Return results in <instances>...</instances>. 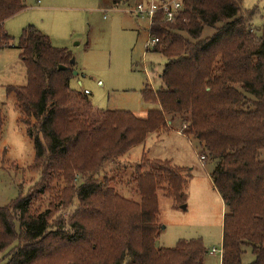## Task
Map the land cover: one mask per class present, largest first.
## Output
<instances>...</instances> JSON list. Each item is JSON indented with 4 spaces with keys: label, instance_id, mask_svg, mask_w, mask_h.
Masks as SVG:
<instances>
[{
    "label": "trees",
    "instance_id": "trees-1",
    "mask_svg": "<svg viewBox=\"0 0 264 264\" xmlns=\"http://www.w3.org/2000/svg\"><path fill=\"white\" fill-rule=\"evenodd\" d=\"M181 1L175 21L159 13L150 26L149 35L159 42L147 50L161 53L165 63L160 88L154 93L146 84L142 90L146 101L159 106L139 117L93 108L89 93L71 89L73 54L35 25L24 27L14 45L4 23L26 4L0 0V50L18 48L26 67V83L6 91L15 96L19 122L34 144L29 168L40 173L29 195L0 207V253L17 241L6 264H55L64 257L63 264H204L201 239L156 245L164 228L160 198L182 208L191 169L142 153L134 165L124 164H130L126 182V170L105 173L107 164L120 165L149 135L169 131L168 121L177 116L185 134L198 141L200 156L216 161L212 179L227 207L221 264H246L247 249L255 255L247 264H264V24L254 26L256 8L244 9V0ZM207 27L213 34L204 35ZM4 125L0 105V139ZM63 183V194H70L64 200L80 201L68 229L52 220L49 208L31 210L36 194ZM120 184L134 197L118 192Z\"/></svg>",
    "mask_w": 264,
    "mask_h": 264
},
{
    "label": "rangeland",
    "instance_id": "rangeland-1",
    "mask_svg": "<svg viewBox=\"0 0 264 264\" xmlns=\"http://www.w3.org/2000/svg\"><path fill=\"white\" fill-rule=\"evenodd\" d=\"M105 1L26 0L28 7L7 20L6 30L14 38L13 44L17 45L23 28L33 24L50 37L54 46L70 50L75 58L74 71L78 72L73 74L70 87L74 91L89 93L93 108L128 110L145 117L149 110L159 105L146 101L142 90L146 84L154 93L160 88L159 74L165 57L147 50L153 48H147L150 20L134 13L140 0L130 1L131 5H115L112 0V5H106ZM242 6L246 10L256 8L252 18L254 26L264 24V0H244ZM213 32L207 27L204 35L209 36ZM20 55V50L15 47L0 50V105L5 114L0 139V207L8 206L21 194L29 195L40 174L38 170L29 168L35 159L34 144L26 126L19 122L15 96L6 91L8 85L26 83V67ZM168 122L169 131L149 135L144 144L133 147L120 159L121 166L107 164L105 173L111 176L126 170V174L121 176V182H126L130 164L138 162L142 153L150 159L171 160L191 169L184 208L172 207L170 201L160 198L159 218L164 228L156 245L168 248L174 247L180 239H201L207 249L204 264H221L219 250L222 249L223 219L227 207L214 188L212 173L216 161L206 159V163L201 162L198 141L185 134L182 119L177 116L174 123ZM126 163L130 164L125 166ZM57 186L45 194H36L31 210L39 213L49 208L54 214L52 220L63 221L65 229H68L67 220L77 214L80 201L74 197L71 204L67 203L64 196L70 194H63L66 185ZM120 186L118 192L124 197H134L128 186ZM59 227L57 225L53 230ZM3 236L8 243L10 238ZM11 245L1 251L0 264L8 262L17 241ZM213 248L218 251L212 252ZM64 249L65 246L60 249L61 255ZM64 258L55 264H63ZM254 260L252 250L247 249L243 262L247 264ZM41 262L48 264L43 259Z\"/></svg>",
    "mask_w": 264,
    "mask_h": 264
},
{
    "label": "built area",
    "instance_id": "built-area-1",
    "mask_svg": "<svg viewBox=\"0 0 264 264\" xmlns=\"http://www.w3.org/2000/svg\"><path fill=\"white\" fill-rule=\"evenodd\" d=\"M183 8L181 0H140L134 8V13L140 16H147L150 20V26L153 24L154 18L161 13L162 17L167 22H173L179 16ZM147 41V48L154 47L158 42L159 38L151 37ZM201 162L205 163V157H199ZM218 249L213 248L212 252H217ZM219 253H223V249L219 250Z\"/></svg>",
    "mask_w": 264,
    "mask_h": 264
},
{
    "label": "crops",
    "instance_id": "crops-1",
    "mask_svg": "<svg viewBox=\"0 0 264 264\" xmlns=\"http://www.w3.org/2000/svg\"><path fill=\"white\" fill-rule=\"evenodd\" d=\"M24 1H25L26 8H27L28 6H27V3H26V0H24ZM124 1H125V0H124ZM124 1L121 2V3H128V4L131 5L130 1H132V0H126L127 2H126V1L124 2ZM104 3H105L106 5H107V4H111V5H112V1H111V0H107V1H105ZM121 3H119V4H117V5H120ZM26 8H25V9H26ZM25 9H24V10H25ZM22 11H23V10H22ZM19 13H20V12H19ZM16 15H17V14H16ZM16 15H15V16H16ZM7 20H8V19H7ZM7 20H6L5 23H4V27H5V29H6V23H7ZM168 123H170V122H168ZM183 136H184V135H183ZM205 163H206V162H205ZM214 188H215V187H214ZM215 190H216V188H215ZM217 192H218V191H217ZM219 195H220V194H219ZM221 199H222V197H221ZM222 200H223V199H222ZM222 238H223V233H222ZM220 260H221V259H220Z\"/></svg>",
    "mask_w": 264,
    "mask_h": 264
},
{
    "label": "water",
    "instance_id": "water-1",
    "mask_svg": "<svg viewBox=\"0 0 264 264\" xmlns=\"http://www.w3.org/2000/svg\"><path fill=\"white\" fill-rule=\"evenodd\" d=\"M71 62H72L73 64L75 63V58H74V57L71 59ZM65 68H66V67H65L64 65H61V66H60V69H65ZM73 74H74V75H77L78 72L74 71ZM184 207H185V205L182 206V208H184Z\"/></svg>",
    "mask_w": 264,
    "mask_h": 264
}]
</instances>
